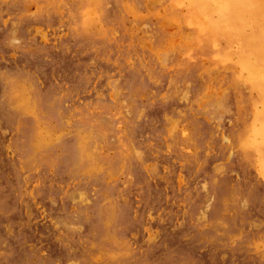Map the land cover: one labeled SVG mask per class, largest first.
<instances>
[{
    "label": "rangeland",
    "instance_id": "obj_1",
    "mask_svg": "<svg viewBox=\"0 0 264 264\" xmlns=\"http://www.w3.org/2000/svg\"><path fill=\"white\" fill-rule=\"evenodd\" d=\"M0 264H264V0H0Z\"/></svg>",
    "mask_w": 264,
    "mask_h": 264
},
{
    "label": "bare ground",
    "instance_id": "obj_2",
    "mask_svg": "<svg viewBox=\"0 0 264 264\" xmlns=\"http://www.w3.org/2000/svg\"><path fill=\"white\" fill-rule=\"evenodd\" d=\"M220 2H221V1H220ZM204 4H205V2H204ZM223 5H224V4H223ZM204 8H205V7H204ZM204 8H203V9H204ZM225 8H226V7H225ZM226 9H227V8H226ZM243 137H244V136H243Z\"/></svg>",
    "mask_w": 264,
    "mask_h": 264
}]
</instances>
